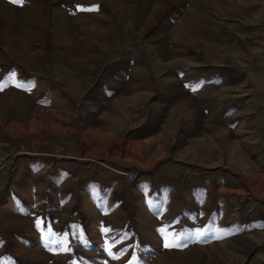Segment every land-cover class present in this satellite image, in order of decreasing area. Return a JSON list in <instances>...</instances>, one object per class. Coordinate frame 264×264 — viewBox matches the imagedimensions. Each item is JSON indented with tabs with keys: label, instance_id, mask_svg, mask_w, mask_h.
<instances>
[{
	"label": "rangeland",
	"instance_id": "1",
	"mask_svg": "<svg viewBox=\"0 0 264 264\" xmlns=\"http://www.w3.org/2000/svg\"><path fill=\"white\" fill-rule=\"evenodd\" d=\"M244 5L227 0H0V264L147 263L110 255L75 263L77 252L58 244L46 221L49 216L59 224L80 214L93 234L101 219L154 229L158 223L142 208L135 168L104 156L146 165L162 157L153 173L180 185L209 173L219 178L210 212L211 243L182 254L165 252L153 259L156 264H264V67H240V51L246 43L249 49L256 46V34L246 36L243 30L240 35L238 28L229 35L222 29L225 22L239 24ZM241 37L248 41L241 43ZM10 66L18 70L15 75L3 73ZM252 70L263 79L255 78L258 99L251 98ZM76 74L80 83L73 91L66 79ZM16 76L37 78L38 89L18 91L22 85L10 81ZM242 79L246 84L239 83ZM208 89L214 110L202 96L208 97ZM47 93L49 103L38 104V96ZM184 98L192 102L193 119L179 116L169 124ZM210 127L221 135L213 136ZM66 172L76 177L55 178ZM221 173L229 179L223 193ZM87 174L97 178L85 184ZM112 174L122 184L112 183V210L102 216L79 187L108 185ZM179 205L174 203V213Z\"/></svg>",
	"mask_w": 264,
	"mask_h": 264
},
{
	"label": "crops",
	"instance_id": "2",
	"mask_svg": "<svg viewBox=\"0 0 264 264\" xmlns=\"http://www.w3.org/2000/svg\"><path fill=\"white\" fill-rule=\"evenodd\" d=\"M227 1H239L242 5L245 4L244 6L246 8V12L242 11V8H240L241 19L238 21L239 24L235 23L233 26L231 23L227 24L225 22L222 28L224 29L225 33H228L229 35L232 33L235 35L239 32L240 29V35H244L243 30L244 33H246V36L251 35L252 33V37L255 34L257 35L256 42L254 44L256 46L249 49L248 44L246 43L244 44V47H242L240 51V67L253 66L263 69L264 5L259 7L256 5L255 7H253L252 4H258L259 2L261 3L264 0ZM230 22L232 21L230 20ZM240 39L241 43L244 41H248L247 38L244 37H241ZM50 61H52L53 63L56 60L50 59ZM8 68L6 67L3 73H12L15 75L18 71L17 69V71L14 70V66H10ZM257 72L258 71L255 72L254 70H252L250 74H252L253 77L255 76L253 79V81L255 82V91L254 95L251 98L258 99L261 97V88L258 87V83L256 82L255 78L258 77L261 79V77ZM207 78H209L208 82L210 80L215 81V78L213 77H206L204 80H206ZM79 79V76H77L76 78H72L71 80L66 79L73 91H75L79 86ZM8 80L9 79L6 80V83L8 82ZM10 81H14L16 85L17 83L21 84L22 89L18 91L25 93H30L32 89V91H34L39 87V80H37V78L31 79L24 76H16V79ZM246 81L247 80L242 79L239 83L241 85L246 84ZM72 82L76 84L75 88L71 87ZM195 82H197V79L195 80ZM187 83L192 86L189 81H187ZM202 85L204 86L205 83H203ZM185 86L189 87L186 83ZM193 90L194 88L191 89L190 87V91L192 92ZM213 90L217 89L213 88ZM213 90H209L208 94L206 92V95H208V97H205V94H203L202 96L206 99L208 106L210 102L212 103L211 106L214 107V110L216 105L215 100L214 98L213 100H211V97H209L210 91ZM193 95L195 96V93ZM49 99L50 98L48 96V93L41 94L40 97L38 96L37 102L38 104L43 106L44 104L49 103ZM179 102L188 104L192 103L189 99L185 98ZM119 107L120 102L115 106V109L119 110ZM207 133L210 135V132ZM201 144L204 145L203 143ZM104 158L105 160L113 161L115 164L122 166L123 168H135L137 175L140 176L139 179L135 182V185H137V191L141 192L142 194V208L144 212H146L147 217H152L153 221H157L158 224L154 226V229L152 231H148L146 229L135 226L129 221L125 222L121 226H116L111 221L101 219L100 221H97L95 223V234H93V231L90 232L87 228V225L80 214H75V217L68 218V220H64L63 222L61 221L59 224L58 220L51 221L50 217L48 216V219H46V221L49 222L55 230L56 242L62 245L65 249L77 252L75 258L72 259L73 261L76 260L75 263H78L79 258H104L105 256L108 257V255H110V257L112 256V258L122 256V258L133 257L134 259H147V263L145 262L144 264H156L153 259L163 255L165 252L172 253L169 251H177L182 254L184 253L182 251H189L190 248L195 245L203 247L211 243V240L209 238V227L210 218L212 216L210 212L215 211L214 202L217 195V193L215 192V186L217 185V179L219 178H217L216 176H212L209 173L204 176H199L200 178H197L192 182H188L186 183V185H180L179 183L174 182V180H172L171 178L166 179L163 176L158 177L153 173V169H155V167L163 160L162 157L156 159L151 165H146L138 161H131L129 159L121 160L119 158L115 159L113 157L111 158L107 156H104ZM60 174L55 178L62 177L66 180L68 178L70 179L72 177H76V175H74L72 172ZM221 174L223 175L221 179H223L224 181H219L220 184L218 185V189H229L227 187L229 184V179L226 180L223 178L224 176H226V173ZM95 178L97 177L87 174L84 177L85 184H88L90 180H93ZM202 178L204 180H200ZM108 180L111 181V183L105 186L91 187L82 185L84 187H79V191L81 193L88 194L90 196L93 207L95 209L97 208L102 216H104L108 211L112 210V205L109 204V202H111L112 200L108 199V197L111 198L113 196L111 194L114 191V185L112 183H116V187L122 184L119 176L117 175L112 174L108 177ZM221 193H223V190L221 191ZM175 202H179L180 204V208L176 213H174L173 211ZM100 205L102 209L100 208ZM202 219L204 221V224L201 221ZM195 221H197V223L191 224ZM144 231L146 232L144 233ZM152 236L157 238L155 240L156 243H154L152 239L150 240V237ZM174 255L180 256V254ZM48 257L60 258L52 254H48ZM73 263L74 262H72V264ZM169 263L174 264L175 262L173 261Z\"/></svg>",
	"mask_w": 264,
	"mask_h": 264
},
{
	"label": "bare ground",
	"instance_id": "3",
	"mask_svg": "<svg viewBox=\"0 0 264 264\" xmlns=\"http://www.w3.org/2000/svg\"><path fill=\"white\" fill-rule=\"evenodd\" d=\"M185 23V21H183V24ZM181 24V23H180ZM182 25V24H181ZM179 27V26H178ZM180 28V27H179ZM59 70V69H58ZM62 70V69H61ZM157 70V69H156ZM145 72V70H144ZM170 80L172 79H169V78H164L163 81L165 83H168L170 82ZM215 95L217 92H214ZM219 94V93H218ZM223 97V96H222ZM174 110H176L175 113L172 114V116L169 118V124H173L175 123L176 120L179 119V116H184L187 118V120L191 121L193 119V116H192V113H193V110H190V105L188 103H177L176 106L174 107ZM121 112L122 113H125L127 112V108H123L121 109ZM194 114V113H193ZM191 125V124H190ZM209 130L211 131L212 130V135L213 136H220V130L216 127H210ZM212 152L214 153V150L213 148L211 149Z\"/></svg>",
	"mask_w": 264,
	"mask_h": 264
},
{
	"label": "snow or ice",
	"instance_id": "4",
	"mask_svg": "<svg viewBox=\"0 0 264 264\" xmlns=\"http://www.w3.org/2000/svg\"><path fill=\"white\" fill-rule=\"evenodd\" d=\"M13 2H14V3H16V2H20V3H22V0H13ZM165 246H170V245H165Z\"/></svg>",
	"mask_w": 264,
	"mask_h": 264
}]
</instances>
